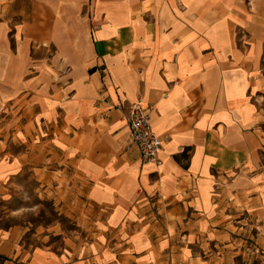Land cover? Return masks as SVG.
<instances>
[{
	"label": "crops",
	"instance_id": "0c3cea01",
	"mask_svg": "<svg viewBox=\"0 0 264 264\" xmlns=\"http://www.w3.org/2000/svg\"><path fill=\"white\" fill-rule=\"evenodd\" d=\"M137 101L162 139L156 162L140 161L128 141L125 117ZM31 108L44 140L16 157L0 141V186L17 164L31 166L44 197L47 185L55 201L61 191L84 197L85 232L94 213L108 232H127L138 217L188 237L228 225L222 218L236 209L263 214L264 0H0L6 142L15 112L25 119ZM66 206L59 214L79 215V205ZM6 215L1 264L95 263L93 245L73 235L63 237L67 257L52 249L47 232L62 236L55 224L30 231L1 224ZM106 250L115 264L142 257Z\"/></svg>",
	"mask_w": 264,
	"mask_h": 264
},
{
	"label": "rangeland",
	"instance_id": "374dc122",
	"mask_svg": "<svg viewBox=\"0 0 264 264\" xmlns=\"http://www.w3.org/2000/svg\"><path fill=\"white\" fill-rule=\"evenodd\" d=\"M34 111L31 108L25 119L20 117L21 109L15 112V117L20 119L15 122L16 133L12 144H9L10 141L6 142V138H3L5 136H0L2 147H5L3 155L8 151L15 157L20 156L25 143L37 145L43 142L44 137L39 129V126L43 125L32 116ZM25 120H27L28 134L22 135L20 132ZM29 154H31V160L37 157L36 151H30ZM51 154L46 153L47 156ZM25 159L27 160V156ZM30 168L31 166L22 167L20 163L17 164L14 172L7 176L3 185L0 186V210L7 214L1 224L18 223L28 226L30 231L55 224L57 230H62V236H52L51 232H47V243L53 245L52 249L60 247L66 257L70 249L66 245L67 240L63 237L73 235L76 238V244L83 241L93 245L94 264H115L114 256L107 254L106 250L111 247L118 250L124 248L123 254L127 257L142 255L135 264H264V213H252L251 210L248 213H242L241 209H236L231 211L232 216L222 218V222L229 219L228 225L223 222L221 228L213 226L209 232L193 233L195 235L191 234L189 237L186 231L180 229L167 232L153 226H141L137 223L138 217H132L129 231L108 232L101 229L98 221L103 219L94 213L92 217L94 230L85 232L83 230L86 223L84 197L78 195L83 200L81 202L79 199L74 200L76 194L72 198V194L68 191L59 192L62 204L65 202L67 206L71 205L77 211L79 205V215L70 216L64 212L59 214L60 202L54 200L55 195L59 196V194L58 192L53 194L55 185H47L49 189L44 197L39 192L40 187L33 178ZM65 188L68 189L67 186ZM261 198L264 200V193L261 194ZM67 206L63 208V211ZM158 218L154 216L156 221ZM135 224H137V232H133L136 228ZM87 233L88 239H85ZM161 239L164 242L161 246H157ZM133 240H138L135 245ZM101 254H103V260L100 262L98 258ZM1 261L0 257V264ZM13 264L16 262L14 261Z\"/></svg>",
	"mask_w": 264,
	"mask_h": 264
},
{
	"label": "built area",
	"instance_id": "2783aa9c",
	"mask_svg": "<svg viewBox=\"0 0 264 264\" xmlns=\"http://www.w3.org/2000/svg\"><path fill=\"white\" fill-rule=\"evenodd\" d=\"M128 141L137 147L142 162L157 161L162 147V139L151 126L149 113L139 101L132 103L127 110Z\"/></svg>",
	"mask_w": 264,
	"mask_h": 264
},
{
	"label": "trees",
	"instance_id": "16d2710c",
	"mask_svg": "<svg viewBox=\"0 0 264 264\" xmlns=\"http://www.w3.org/2000/svg\"><path fill=\"white\" fill-rule=\"evenodd\" d=\"M187 150H189V148H184L182 153L184 154V152H186ZM175 159L179 160L180 158H179V156H175Z\"/></svg>",
	"mask_w": 264,
	"mask_h": 264
}]
</instances>
